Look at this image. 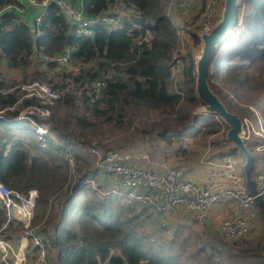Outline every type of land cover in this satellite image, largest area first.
<instances>
[{"label":"trees","instance_id":"16d2710c","mask_svg":"<svg viewBox=\"0 0 264 264\" xmlns=\"http://www.w3.org/2000/svg\"><path fill=\"white\" fill-rule=\"evenodd\" d=\"M117 1L137 13L119 18L116 13L107 12ZM161 1L81 0L80 10L84 16L106 14L114 17L116 23L95 24L91 35L73 37L53 2L45 5L38 26L39 34L33 36L32 30L16 17L12 9L3 10V7H19L20 4L16 0H0V59L7 68L22 71L30 64L32 55L37 59V55L53 56L68 46L70 61L78 63L79 69L73 82L95 79L111 68L116 73L114 79L100 89V95L94 102L85 103L83 97L80 105H75L73 115L63 110L64 107L70 110L74 105L72 94L65 93L49 106L47 119L31 118L32 122L24 119L33 125L32 130L16 126L13 120L0 119V127L8 129L13 126L18 130L12 142L1 143L0 182L23 193L29 189L36 190L30 224L33 226L45 214L38 231L54 248L56 264H174L171 258L161 259L143 249L146 242L142 244L144 236L139 231L142 206L129 200L119 188L101 191L96 182L98 170L92 168L90 159L84 154L89 142L84 140L86 133L93 135L102 125L119 127L122 120L127 118L125 107L156 111L161 116H176V121L190 118L189 124L183 121L177 126L178 129L175 126L162 129L158 137L166 140V145L171 144L172 139L181 143L183 135L200 131V126L195 125L197 115L191 117L188 111V107L198 101L193 94L195 61L190 55L183 57L182 84L186 89V106L178 108L181 101L168 86L169 39L175 27L171 19L162 15ZM242 1L248 4L251 11L249 15H244L242 26L246 27L247 32L249 16L253 14L255 37L248 31L246 37H242L240 32L235 38L239 26L236 12L233 27L222 40L224 44L230 38H235V46L224 49L218 56H215V51L220 46L214 50L209 85L211 77H217L224 65L236 60L234 65L245 67L243 63L250 58V48L258 49L254 58L264 56V0ZM146 34H149L147 39ZM191 39L197 41L194 35ZM46 65L50 67L52 64ZM59 75L58 82L61 83L67 74ZM4 85L0 81V88ZM19 95L17 89L14 92H0V109L14 104ZM28 103L36 101L33 98L21 99L16 110L6 112V115L11 117ZM39 122L47 123V134L43 140L38 139L34 132V124ZM216 126L217 123L211 121L205 126L209 129L204 133H215L217 129L211 127ZM169 132L171 135L165 137ZM177 148H180L177 150L180 155L185 153L181 145ZM233 152L231 149L229 153ZM65 153L72 156L71 168ZM251 174L252 168L250 177ZM71 178L73 183L68 184L59 212L53 218L50 213L53 210L52 200L58 197L66 181ZM90 180H95V185L92 186ZM255 205L264 213L262 206L257 202ZM3 220L4 213L0 208V225ZM49 225L50 231L44 228ZM259 246L256 255L261 259L259 264H264Z\"/></svg>","mask_w":264,"mask_h":264},{"label":"built area","instance_id":"2783aa9c","mask_svg":"<svg viewBox=\"0 0 264 264\" xmlns=\"http://www.w3.org/2000/svg\"><path fill=\"white\" fill-rule=\"evenodd\" d=\"M49 1L57 6L73 37L91 35L95 24L116 23L114 17L106 14L84 16L83 12L76 9L69 0H23L22 5L42 8L41 13L32 20L33 36L39 34L38 26L42 12ZM195 2L196 0H168L167 6L174 7L187 16L191 13ZM219 12L220 4L217 0H205L198 16L197 33L208 32ZM70 53V47L66 46L53 56L37 55L50 75L67 74L62 81L65 87L70 85L71 79L79 70L78 65L70 61ZM47 63L52 64L51 68L47 67ZM169 63V79L174 83L173 92L181 98L184 92L181 80L182 60L179 56H171ZM115 75V71L111 68L95 79L82 80L79 82L80 90L77 94H82L81 99L84 97L85 103L91 104L100 95V89L106 85V82L113 80ZM0 81L5 84L0 88L1 93H7L14 88L20 93L14 104L0 109V119L4 121L28 119L32 122L31 118L45 120L49 116V106L63 93L62 87H53L51 84L37 80L13 86L0 74ZM32 98L36 103L24 105L11 117L6 115V112L16 110V105L21 99ZM249 109L252 113L251 118L246 116L239 118L241 123L239 137L244 141L248 151L251 147L254 151L263 153L264 118L258 110ZM193 114H197V111ZM34 132L38 139L43 140V136L47 134V123H35ZM87 153L94 160V168L104 177L126 188L127 192H125L129 200L139 203L150 213L161 218L170 213L180 221H192L207 226L212 218L211 207L229 204L228 214L215 226L216 237L225 242H236L248 233L250 221L255 214L253 204L256 202V197L264 202V169L250 177L254 190L252 194L244 182L241 165L228 153L218 155L212 160H199L200 163L208 164L210 167L203 184L190 180L178 167H165L163 171L156 172L130 163L128 155L116 149L101 151L97 146L89 145ZM65 156L71 168L72 158L69 153H65ZM89 183L92 184V181L90 180ZM36 193L35 189H29L25 193L19 192L0 182V208L4 213V220L0 225V264H48L46 239L38 231L37 226L30 225ZM10 222L21 225L16 240L3 235V230Z\"/></svg>","mask_w":264,"mask_h":264},{"label":"rangeland","instance_id":"374dc122","mask_svg":"<svg viewBox=\"0 0 264 264\" xmlns=\"http://www.w3.org/2000/svg\"><path fill=\"white\" fill-rule=\"evenodd\" d=\"M79 1L80 0H70L71 4L76 8L79 7ZM204 1L205 0H196L191 13L187 16L181 14L174 7L168 8V0L161 1L162 15L166 18L171 19L175 27L174 33L171 39H169L170 47L168 50V55L169 57L179 56L182 60V64L183 57L190 55L195 61L197 56L199 55L201 42L196 36V33L198 16L203 9ZM217 1L220 4L221 10L222 0ZM240 2H243V4H240ZM25 6H28V8H30V5ZM25 6H22L23 10L27 9V7ZM237 6V24L239 26L237 27L238 29L235 38L238 36V34H240V32L242 34V37H246L248 31L250 32V34H252V36L255 37L256 22L252 19L254 16L253 14H250L249 16V27L247 28V32L246 27L242 26V24L244 23V15L247 16L249 15V12H251L248 10V4L245 3V1L240 0L238 1ZM120 8L121 11L125 13L123 11L125 9L124 5L116 4L113 10ZM41 9V7H37V12ZM30 13L32 14L33 11L31 10ZM35 14L33 13L30 17V22L26 23L29 30ZM116 14L119 18H127L129 16V13H126L125 15L122 13ZM219 15L220 12L217 14L216 21L218 20ZM28 19H26V21ZM192 35L197 38V41H193L191 39ZM148 37L149 34H146L145 38L147 39ZM235 38H230L226 43L222 44L221 46L219 45L220 49H217L215 51V56L221 54L224 49L235 46ZM256 50L258 49L255 47L249 49L248 55H250V58L247 59L246 63H243V65L245 64V67L234 65V63L236 62V60H234L231 63L224 65L218 75L216 74L217 77H211V85H209L210 89L223 103V105L227 109H229L230 112L234 113L238 118H242L243 116L251 118L252 113L250 112L249 108L258 110L264 118V56L254 58V56L257 55L255 54ZM33 57L34 60H37L35 55H33ZM214 59L210 64V74ZM75 64L78 65V63ZM12 71L15 72L14 69H12ZM46 72L48 74L50 73L48 71ZM15 75L16 74H11L10 76L13 77ZM20 75L22 76L20 77ZM76 75H78V73ZM76 75H74L73 77H75ZM16 77H20V79H17V81L15 80V82H13L10 77H7L8 79L6 80L11 81V84L13 86H18L22 83L33 80L45 83H47L48 81V84L52 85L63 83H59L58 80H51L50 78L53 77L46 78L42 75H38L37 73L22 74L18 72ZM4 78L6 77L4 76ZM181 80H183V78H181ZM169 83L170 84L168 86L173 91L174 83L172 80ZM61 87L63 90L61 97H63L65 93L72 94L73 96V108L70 110L65 107L63 108V110L67 114L73 115L74 109L77 107L75 105H80L81 102L82 94H77V92L80 90V84L79 82H73V79H71V83L69 86L65 87L62 84ZM14 90L15 88L9 92H14ZM185 91L186 89H184L182 97L179 98L181 102L179 103L180 105L178 106V108L181 106H186V103L184 101V99L186 98ZM193 94L195 96L194 92ZM196 100L198 99L196 98ZM197 102L188 107V111L191 117L195 116L193 114L194 111H197V113L200 112V102ZM125 110L127 118L125 120H122V124L119 127H116L115 125H102L99 129H97L98 131H96L95 134L91 135L89 133H86V138H84V140H89L87 148L89 145H95L101 151H106L108 149H116L118 151L124 152H126L127 150L142 151L147 157L142 158L140 162H158V160H164L166 161L165 165L167 167H189V169H186L185 171L186 175L187 173L189 174L193 167H198L199 165L205 166L201 164L199 160L205 161L206 159L212 158L214 155L218 156L221 152H223L222 154L228 153L237 156L236 158H240L242 172L243 157L236 148L232 147L233 144L231 142H228L224 138V133L227 126L216 115L207 112L205 114H197L195 125L200 126V131L196 133H190L189 136L183 135V137L180 139L181 143H176L177 139H172V143L166 145V140L162 141L158 137V134L162 131V129L164 127L173 126L177 128V126L183 121L186 122L185 124H189L190 118H182L176 121V116H161L156 111L131 107H125ZM60 114H62L61 111ZM62 116L60 118H62ZM211 121H215L217 123L216 127H211L213 129H217L216 132L204 133V131L206 132L209 129V127L205 126ZM15 123L18 127L27 128L30 130L33 129V125L27 120L15 121ZM67 130H70V128H68ZM74 130L76 132L78 131L77 129ZM16 135H18V130H16L13 126L9 127L8 129L0 127V146L3 141L7 142L8 144L12 142V138ZM170 135L171 134L169 132L165 134V137H169ZM178 145H181L182 148L185 149V153L183 155H180L177 151L180 149L177 148ZM231 149L234 151L233 153H229ZM84 154L88 159H90V163L93 168V158H91L87 154L86 150L84 151ZM250 155L255 160V156L253 154V151L251 150ZM135 161L136 160H134V162ZM96 176H100L101 178L104 177V175L99 171L98 173H96ZM71 180L72 178L66 181V184L61 190V193H59L57 198H54L52 200L53 210L50 213L51 215H53V218L59 212L61 205L60 202L64 199V197L62 198V196L65 193L68 184L73 183V181ZM102 181H104V179ZM92 182V186L95 185V180H93ZM97 186L100 187L101 191H105L106 189H121L120 191H122L124 194H126L127 192L126 188H124L120 183L116 181H110V183L108 184L103 183V186ZM109 186H112V188H108ZM141 208V224L139 231H141L144 236L141 242L142 244L146 242L143 249H145V251L150 255L154 254V256L160 257L161 259L171 258L174 264H259V261L261 260L260 257L256 254L258 252V244H261L264 241V213L260 212L256 205L254 211L255 214L250 221L248 233L242 238L238 239L236 242H225L216 237L217 234L215 233V226H212L210 230L206 231V227L202 225L186 223L184 224V226L178 227L177 231L175 232L173 231L175 223L169 218H158L157 215L150 213L146 208ZM213 208H215V206L211 207V212L213 211ZM219 210H223V212L227 213L226 206L220 208ZM214 213L216 214H214V218L212 219V225L216 224L218 220L223 216V214L218 215L217 211ZM44 216L45 214L39 217L33 224V226H37L38 229H41V219ZM30 225L32 226V223ZM44 228L50 231L51 226H45ZM20 231V224L10 222L8 226L3 230V235L9 239L16 240ZM47 245L48 249L55 257L54 248L50 243H48V241ZM147 248H149V250H147ZM261 258L263 257L261 256Z\"/></svg>","mask_w":264,"mask_h":264},{"label":"water","instance_id":"95a60500","mask_svg":"<svg viewBox=\"0 0 264 264\" xmlns=\"http://www.w3.org/2000/svg\"><path fill=\"white\" fill-rule=\"evenodd\" d=\"M238 1L239 0H222L220 15L215 24L208 32L197 33V37L201 42V48L199 55L194 62L195 78L193 89L196 98L200 102V112L214 114L226 124L227 128L224 133V138L228 142H231L233 147L241 153L243 157L242 172L244 182L250 192L254 194L250 179L252 157L246 148L244 141L239 137L241 127L240 119L234 113L225 108L223 103L212 92L208 84L210 64L214 59L212 54L219 45H222L223 38L233 27ZM255 201L264 209V204L259 198L256 197ZM259 249L261 256L264 258V241L260 244Z\"/></svg>","mask_w":264,"mask_h":264},{"label":"crops","instance_id":"0c3cea01","mask_svg":"<svg viewBox=\"0 0 264 264\" xmlns=\"http://www.w3.org/2000/svg\"><path fill=\"white\" fill-rule=\"evenodd\" d=\"M20 5H19V7H17V6H12V7H9V6H7V7H3V10L4 9H12L13 10V12L15 13V15H16V17L19 19V20H21V22H25V23H28V22H30V17H31V15L34 13H36L35 14V16L36 15H38V14H40L41 13V10L40 11H38L37 12V7L38 6H30V8H28V6H25V5H22L24 2H23V0H16ZM70 1V0H69ZM116 4H119V5H123V4H121L120 2H115L112 6H110L106 11L107 12H113V13H122V14H126V13H132L133 15L135 14V13H137L136 11H134V9H132L131 7H126L125 6V9L123 10L125 13H123L122 11H121V8L120 9H116V10H113L114 8H115V5ZM22 6L24 7H27V9L26 10H23L22 9ZM80 6H81V0L79 1V7H78V9H80ZM32 7H36V8H32ZM75 7V6H74ZM120 7V6H119ZM119 7H116V8H119ZM76 8V7H75ZM33 11V13L31 14L30 13V11ZM38 10H39V8H38ZM178 15V14H177ZM34 16V17H35ZM33 17V18H34ZM29 18V19H28ZM26 19H28L27 21H26ZM32 26V25H31ZM32 30V28L30 27V31ZM31 58V62H30V64L29 65H27L22 71H20V70H17V69H14L15 70V72L14 71H12V69H10V68H7L6 67V65L4 64V61L2 60V59H0V74L1 75H3V77L5 76L6 77V79H8L7 77H10L12 80H17V79H20V77L22 76V75H20V77L19 78H17L16 77V75H17V73L18 72H20V73H22V74H25V73H30V74H32V73H38V74H41L42 76H44V77H46V78H50V77H53V78H50L51 80H53V81H55V80H60V75L59 74H57V73H53V74H48L47 72H46V68H45V66L44 65H42L41 64V62H40V60H34V57H33V55L30 57ZM8 74H16L15 76H13V77H11L10 75H8ZM19 75V74H18ZM52 83V82H51ZM232 147H233V145H232ZM231 147V148H232ZM250 150L251 151H253V154H254V156H255V160L252 158V175L254 174V173H256V172H258V171H262L261 169H264V152L263 153H259V152H256V151H254L251 147H250ZM250 150H249V152H250ZM120 152H122V153H125V154H127L128 155V161L130 162V163H134L135 165H138V166H140V167H143V168H146V169H149V170H153V171H156V172H161L160 170H163V169H165V167H167L165 164H166V161H164V160H158V162L156 161V162H140V160L142 159V158H146L147 156L145 155V153L144 152H142V151H130V150H127L126 152H124V151H120ZM232 155V154H231ZM212 157V156H211ZM216 157V155H214L212 158H209L210 160H212L213 158H215ZM233 157L237 160V162L241 165V163H240V158L238 157V158H236L237 156H235V155H233ZM252 157V156H251ZM134 160H136L135 162H134ZM201 164H203V165H205V166H202V165H199L198 167H193L192 169H191V171L189 172V174L187 173V175L185 174V171H186V169H189V167L188 168H183V167H179V168H181V170L183 171V173H184V175L186 176V177H188L190 180H192V181H194V182H196V183H200V184H203L204 182H205V178H206V176H207V174H208V171H209V169H210V167H209V165L208 164H205V163H201ZM100 176H97L96 177V181H97V183L99 184V185H102L103 186V183H106V184H108V183H110V179L109 178H106V177H100ZM104 179V181H102ZM106 181V182H105ZM107 181H108V183H107ZM108 188H112V186H109ZM117 188V187H116ZM121 190V189H120ZM221 206V207H220ZM220 206L219 205H215V208H213V213L211 212V220H210V222H209V224L207 225V226H204V227H206L205 228V230L206 231H208V230H210L211 229V227L212 226H216V224H214V225H212V219L214 218V214H216V213H214V212H218V215H220V214H223V216H222V218L223 217H225L227 214H228V212H229V210H230V205L229 204H220ZM224 206H226L227 207V213H225V212H223V210H219L220 208H222V207H224ZM253 208H254V210H255V203L253 204ZM157 217L158 218H161L160 216H158L157 215ZM164 218H169L171 221H173L174 223H175V225H174V228H173V231H177V228L178 227H182V226H184V224H186V223H190V224H193L194 222H192V221H180L178 218H176L174 215H172V214H170V213H167V214H165V216H164ZM221 218V219H222ZM221 219H219L218 220V222L221 220ZM169 220V221H170ZM217 222V223H218ZM195 225H199V224H196V223H194ZM210 227V228H209ZM175 232H174V234H175ZM12 240H15V239H12ZM47 253H48V264H53V263H55V257H54V255L52 254V252L49 250V249H47ZM51 256H53V257H51Z\"/></svg>","mask_w":264,"mask_h":264}]
</instances>
